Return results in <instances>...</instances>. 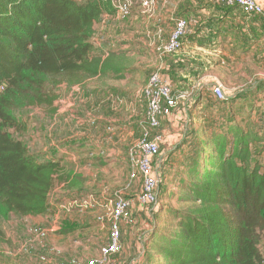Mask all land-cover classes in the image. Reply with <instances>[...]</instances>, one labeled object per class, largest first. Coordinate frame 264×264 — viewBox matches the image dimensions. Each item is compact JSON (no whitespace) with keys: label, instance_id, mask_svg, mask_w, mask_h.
Instances as JSON below:
<instances>
[{"label":"rangeland","instance_id":"1","mask_svg":"<svg viewBox=\"0 0 264 264\" xmlns=\"http://www.w3.org/2000/svg\"><path fill=\"white\" fill-rule=\"evenodd\" d=\"M156 8L153 15L157 13L159 16L158 25L155 22L158 35L153 41L155 47L163 49L165 43L160 38H169L173 31L169 28L172 23L165 21L157 5ZM139 11L142 10L139 8ZM128 17L127 11L120 16L108 15L96 25L93 42L100 53L113 51L120 42L124 43L127 51L135 45L132 44L135 38L130 37L131 32L143 28L145 23L142 20L138 24L137 16H134L133 23H127ZM120 30L126 34L122 38L116 36ZM183 40L185 42L186 38ZM144 41L140 40L139 44ZM218 43L217 48L221 51L217 56L218 62L213 64L212 61L213 65H209L208 55L203 56L202 64L198 63V51L191 52L199 44L195 39L183 45L177 54L182 52V58L191 60L186 69L197 79L213 75L222 83L225 94L231 92L229 95L233 97L220 103L215 93L208 90L205 103L193 105L188 99L196 94L197 88L171 87L179 99L177 109L184 106L188 111L178 126L172 121L165 123L161 120L159 133L163 135V128L169 133L180 132L179 140L175 142L178 141L177 146L181 145L178 149L172 145V150L160 147L159 155L153 158V171L162 176L157 201L145 203L146 210L138 208L144 193L143 180L140 175L132 177L137 167L131 160V153L137 150L138 143L150 129L143 88L154 72H161L162 64L157 57L150 58L148 64L143 63L141 70L137 71L133 70L135 64L130 56L125 55L128 68L122 77L111 73L82 86L62 85L56 88L55 113H48L43 107L29 109L22 114L28 130L17 134L18 137L38 159L62 158L74 166L83 175V188L71 191L57 184L50 196V213L45 216L17 217L11 214L0 217V226L5 234L0 237V264H87L100 255L101 248L109 241L119 197L135 201L136 205L133 211L132 206L129 211L131 219L121 221L123 248L115 256L116 264L118 261L121 264H144L148 261L145 260L149 258L144 254L143 241L155 229L160 233L167 227L171 232L178 220V217L170 215L169 210L181 207L177 203L178 185L188 176L185 161L204 131L220 129L232 108L236 122L241 126L250 119L251 130L264 133V53L254 57L239 56L230 49L225 53L222 42L218 40ZM140 90H143L142 95L137 99L136 93ZM262 146L263 143H259L254 151L258 152ZM260 160L264 165V154ZM160 204H166L165 214H153ZM87 208L96 210L88 214Z\"/></svg>","mask_w":264,"mask_h":264},{"label":"trees","instance_id":"2","mask_svg":"<svg viewBox=\"0 0 264 264\" xmlns=\"http://www.w3.org/2000/svg\"><path fill=\"white\" fill-rule=\"evenodd\" d=\"M115 14L104 0H0V217L45 216L57 184L83 188L74 166L38 159L18 137L28 130L21 116L43 107L55 113L62 85L122 77L128 59L93 42L96 25ZM225 119L193 145L178 185L181 207L169 210L178 220L171 232L146 235L144 264H264V133L253 132L250 119L241 126L232 108ZM166 210L160 204L153 214Z\"/></svg>","mask_w":264,"mask_h":264},{"label":"crops","instance_id":"3","mask_svg":"<svg viewBox=\"0 0 264 264\" xmlns=\"http://www.w3.org/2000/svg\"><path fill=\"white\" fill-rule=\"evenodd\" d=\"M255 1L264 11V0ZM157 6L158 9L161 10V15L165 18V21L172 23L169 27L172 30L175 27L177 19L180 17L189 18L188 20L192 21L190 23L189 32H187L185 36L187 41L185 40L186 43L184 42V45L191 43L194 39L198 40V46L191 49V52L198 51L197 57L199 64H202V59L205 55L210 56L209 65L212 64V61H214L213 64L218 62L217 56L221 51V49L219 50L217 48L219 44L218 40L222 42V47L226 49L225 53H228L227 49H230L229 51H234L236 55L244 57H254V55H262L264 53V16L247 15L242 12L239 7H228L223 5L219 0H177V2H169V0H167V2H158ZM140 13L141 11H139V8L128 10V15H130V17L127 18V23H133L132 20L134 16L139 18L138 24L142 20L145 23L143 28H136L134 32H131L132 34L130 37L135 38V42L132 44L135 45L130 51H127L128 49L125 48L124 43L120 42L114 51L119 52V54L124 56L129 55L132 63L135 64L133 70L137 71L141 70L143 63L148 64L150 58L157 57L156 59L162 64L161 72H159L162 78L171 86H191L197 88L195 91L196 94L193 95V97H190L188 101L193 105H196L195 103L204 104L208 97L206 91L209 90L210 92H213L215 85L220 83L218 79L213 75H204L197 79L193 74L187 71L186 65L188 62H191V60L182 58V52L179 54H168L158 50L160 48L155 47L153 40H155V38L157 40L158 32H155V28L157 27L155 26V22L158 25L159 16H157L156 13V15L148 17L142 13V15H140ZM160 23L165 24L164 22ZM125 35L126 34L121 30L116 34L119 38H122ZM167 38H160V40H163V43H166ZM140 40L145 41L142 42V44H139ZM184 50L186 51L187 49L184 48ZM142 91L143 90H140L136 93L137 99L141 97ZM230 93L231 92L226 93L228 98L233 97L229 95ZM186 111L188 110L184 109L183 106L180 109H176L172 115L162 117L161 120L165 123H170V121H172L175 126H178L180 121L184 120V114ZM140 112L141 111L138 113L140 114ZM186 130L185 127L184 131ZM179 136L180 132L169 133L166 128H163L160 147H166L168 150L174 149H171V146L178 143V141H175L176 139L179 140ZM179 145L180 144H178V146ZM163 158L165 157H162V159ZM162 159L160 161L161 166L163 162ZM153 175L160 176V178L162 176L161 173L158 172H153ZM135 205V201H133L132 211L134 210ZM141 207L146 210L145 204L140 203L138 208ZM91 210L92 209L87 210L86 213L89 214ZM135 212L133 213L135 214ZM118 264H121V262L118 261ZM130 264H132V262Z\"/></svg>","mask_w":264,"mask_h":264},{"label":"built area","instance_id":"4","mask_svg":"<svg viewBox=\"0 0 264 264\" xmlns=\"http://www.w3.org/2000/svg\"><path fill=\"white\" fill-rule=\"evenodd\" d=\"M85 2L89 0H76ZM112 5L116 10L114 16H120L129 9L140 8L146 16H153L156 12L157 0H104ZM230 6L239 7L242 12L251 16H264L262 7L255 0H219ZM192 21L185 17L177 19L175 27L171 32L167 42L161 50L168 54H175L181 50L184 45V38L189 32ZM172 86L162 78L159 72H154L144 88L143 96L147 101L146 119L149 124L143 136L138 143L137 150L131 153V160L137 167V171L132 173V177L138 175L142 177L144 193L141 196L140 203H152L157 201V190L161 183L160 176L153 175V158L160 153V142L162 135L159 133L162 117L171 115L179 106V99L173 94ZM213 92L220 101L227 100L223 90L222 83H218L213 88ZM93 201V200H92ZM146 205V204H145ZM133 206V201L119 197L115 204V213L113 223L110 229L109 241L101 250L100 255L91 259L87 264H116L115 256L122 250V226L121 221L130 220L129 211Z\"/></svg>","mask_w":264,"mask_h":264}]
</instances>
